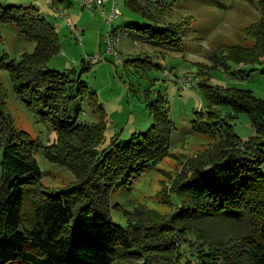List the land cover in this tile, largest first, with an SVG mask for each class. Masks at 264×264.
<instances>
[{
	"label": "trees",
	"instance_id": "trees-1",
	"mask_svg": "<svg viewBox=\"0 0 264 264\" xmlns=\"http://www.w3.org/2000/svg\"><path fill=\"white\" fill-rule=\"evenodd\" d=\"M144 1L123 0L140 19L128 27L142 28L152 41L177 44L179 26H165L155 17L169 3ZM0 22H13L19 34L34 41L33 50L15 60L2 52L0 68L7 71L17 98L36 106L39 118L54 128L56 137L44 146V156L75 174L67 188L39 187L41 171L30 137L13 125L0 82V264H264L263 99L249 89L199 81L208 106L223 103L234 112H248L254 134L242 140L223 130L218 113L207 111L192 129L206 132L199 120L203 125L213 120L220 146L216 141L199 159L189 158L169 193L172 210L150 211L146 219L131 218L133 213L119 224L111 219L115 204L109 193L168 143L171 122L162 113L164 106L147 131L101 147L106 123L94 91L69 71L47 65L59 50L54 26L34 6L14 3L0 5ZM251 31L258 54L238 58L233 52L219 60L217 54L212 67L264 56V18ZM84 94L97 106V121L70 119L71 102ZM30 189L35 198L27 217L23 211Z\"/></svg>",
	"mask_w": 264,
	"mask_h": 264
},
{
	"label": "rangeland",
	"instance_id": "rangeland-1",
	"mask_svg": "<svg viewBox=\"0 0 264 264\" xmlns=\"http://www.w3.org/2000/svg\"><path fill=\"white\" fill-rule=\"evenodd\" d=\"M165 1L169 4L162 11H155V17L165 26H179L177 44L152 41L142 28L128 27L130 22L140 19L123 0H116L120 13L110 22L113 39H109L115 42V55L107 47L106 33L110 27L106 19L110 13L107 0L93 8L81 5L79 0H0L2 6L32 5L54 26L59 50L49 57L47 65L69 71L71 77L86 83L87 90L94 91L106 123L101 147L127 139L132 133L147 131L155 122L157 109L164 106L162 113L171 122L168 143L140 171L130 174L109 193L110 202L115 204L110 211L111 219L119 224H124L125 217L133 213L136 216L131 218L146 219L150 211L172 210L169 193L175 177L184 171L189 158L199 159L215 147L218 139L213 120L207 125L199 120V126H207V133L192 129L193 121L204 117L207 111L218 113L224 121L223 130L232 131L242 140L254 134L248 112H234L223 103L208 106L197 85L199 81L219 88L249 89L264 100V56L252 62L228 61L229 66L212 67L223 54L234 52L238 58L243 54L247 58L259 53L251 30L264 18V0ZM33 47L34 41L19 34L13 22H0V54L5 52V59L15 60ZM95 53L100 57L97 60L91 58ZM217 54L215 61L213 56ZM6 72L0 68L6 107L13 125L30 137L41 171L39 187L46 191L69 187L75 180L73 170L64 163L48 160L43 153L44 146L56 137L54 128L39 118L36 106L17 98ZM186 77L191 81L182 87L181 81ZM83 97L71 102L70 119L97 121L95 102L85 94ZM216 145L220 146L219 141ZM260 171L264 173V162ZM32 194L30 189L25 199L28 205L23 212L27 217L35 198Z\"/></svg>",
	"mask_w": 264,
	"mask_h": 264
},
{
	"label": "built area",
	"instance_id": "built-area-1",
	"mask_svg": "<svg viewBox=\"0 0 264 264\" xmlns=\"http://www.w3.org/2000/svg\"><path fill=\"white\" fill-rule=\"evenodd\" d=\"M79 1H80L81 5L86 6V7H89V8H93V7H96V6L100 5V4H102L105 0H79ZM107 1L110 2V10H109L110 13L106 17V19H107V22L110 25V22H111L112 18L114 16H116L117 14H119L120 12H119L118 5L116 3V0H107ZM111 27H112L111 25H110V27H108V30H107V33H106L107 34L106 35V39H107V42H108V46L107 47H108V49H110L111 51H113L114 54L116 55V51H115V47H114L115 42H111L109 40L110 38L113 39V36L111 35L112 34V28ZM91 58H93L94 60H97L100 57L98 56V54L95 53V54H93L91 56ZM190 81H191L190 78L189 77H186L185 80H182L181 81L182 87L188 86L189 83H190Z\"/></svg>",
	"mask_w": 264,
	"mask_h": 264
}]
</instances>
